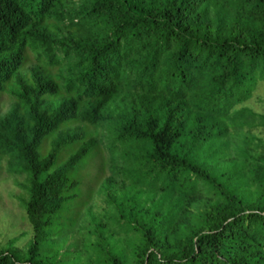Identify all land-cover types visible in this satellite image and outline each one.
I'll use <instances>...</instances> for the list:
<instances>
[{
  "label": "trees",
  "instance_id": "trees-1",
  "mask_svg": "<svg viewBox=\"0 0 264 264\" xmlns=\"http://www.w3.org/2000/svg\"><path fill=\"white\" fill-rule=\"evenodd\" d=\"M65 7L0 0V160L31 231L0 264H264V0ZM100 129L108 195L83 230L69 175Z\"/></svg>",
  "mask_w": 264,
  "mask_h": 264
},
{
  "label": "rangeland",
  "instance_id": "rangeland-1",
  "mask_svg": "<svg viewBox=\"0 0 264 264\" xmlns=\"http://www.w3.org/2000/svg\"><path fill=\"white\" fill-rule=\"evenodd\" d=\"M73 0H66V7H71ZM250 107L255 112H262L264 109V83L259 85L256 94L250 101ZM10 107V101L7 96H2L0 99V117ZM99 140L97 147L89 154L84 164L80 167H76L69 175V178L78 180L79 184L76 186L75 194L78 195V201L73 200L75 204L83 205L81 211H83L79 217L80 227L84 230L90 226L91 216L98 217L104 211V200L108 193L102 191V180L100 179V173L98 171V165L101 161L108 159L109 151L106 141L105 133L100 129ZM253 134L264 141V131L256 130ZM48 142V141H47ZM41 147L39 150L43 151ZM117 154V153H116ZM63 158V157H60ZM6 157L0 160V250L5 249H19L23 250L27 246L31 238V231L26 222L25 215L20 206V200L18 195L20 192L21 183L23 182V176H10L5 173L4 164ZM103 178H107L108 170L104 169ZM68 194H71L68 192ZM106 196V197H105ZM71 205V203H70ZM73 211V210H72ZM75 239V245L80 247L83 238L79 232L70 234ZM65 239V243L61 248H58V253H74L72 248H67L68 245L73 246L70 237ZM78 239V240H77ZM77 241V243H76ZM81 249V247L79 248ZM82 253V249L80 251ZM72 255V254H71ZM72 258V256L70 257ZM68 260L65 258V261Z\"/></svg>",
  "mask_w": 264,
  "mask_h": 264
},
{
  "label": "clouds",
  "instance_id": "clouds-1",
  "mask_svg": "<svg viewBox=\"0 0 264 264\" xmlns=\"http://www.w3.org/2000/svg\"><path fill=\"white\" fill-rule=\"evenodd\" d=\"M27 66H29V65H27Z\"/></svg>",
  "mask_w": 264,
  "mask_h": 264
}]
</instances>
